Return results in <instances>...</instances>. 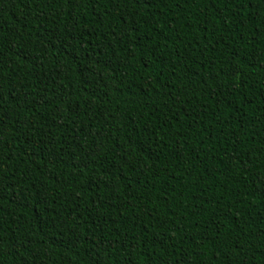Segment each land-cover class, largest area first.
<instances>
[{
  "label": "trees",
  "instance_id": "obj_1",
  "mask_svg": "<svg viewBox=\"0 0 264 264\" xmlns=\"http://www.w3.org/2000/svg\"><path fill=\"white\" fill-rule=\"evenodd\" d=\"M129 237L264 264V0H0V264Z\"/></svg>",
  "mask_w": 264,
  "mask_h": 264
},
{
  "label": "rangeland",
  "instance_id": "obj_2",
  "mask_svg": "<svg viewBox=\"0 0 264 264\" xmlns=\"http://www.w3.org/2000/svg\"><path fill=\"white\" fill-rule=\"evenodd\" d=\"M133 241L134 244L130 243V241ZM137 242L135 237H129L128 240L123 241L118 245L119 249H122V252L125 253L128 251V254H123L122 252H118L116 254V262L118 264H140V259H139V251L136 248L135 243Z\"/></svg>",
  "mask_w": 264,
  "mask_h": 264
}]
</instances>
